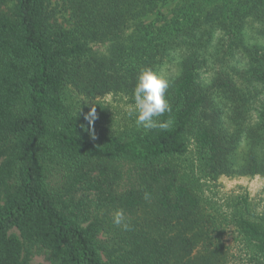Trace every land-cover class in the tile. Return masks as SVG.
<instances>
[{"label":"trees","instance_id":"1","mask_svg":"<svg viewBox=\"0 0 264 264\" xmlns=\"http://www.w3.org/2000/svg\"><path fill=\"white\" fill-rule=\"evenodd\" d=\"M0 1V264H264V184L221 181L264 179V0ZM162 66L173 124L145 131ZM91 204L131 230L104 243Z\"/></svg>","mask_w":264,"mask_h":264},{"label":"clouds","instance_id":"2","mask_svg":"<svg viewBox=\"0 0 264 264\" xmlns=\"http://www.w3.org/2000/svg\"><path fill=\"white\" fill-rule=\"evenodd\" d=\"M170 81L165 68L154 70L152 68H144L137 76V81L132 93L133 106L129 115L135 116L137 127L143 128L145 131H150L159 128L162 131H167L173 121L171 118L160 121L158 118L165 113L172 112V106L166 98V91L169 88ZM96 118L95 107L85 114L84 119L89 125ZM83 127V126H82ZM144 199H150V193H144ZM114 226L125 231L131 230V225L126 219L123 209H117L112 216Z\"/></svg>","mask_w":264,"mask_h":264},{"label":"rangeland","instance_id":"3","mask_svg":"<svg viewBox=\"0 0 264 264\" xmlns=\"http://www.w3.org/2000/svg\"><path fill=\"white\" fill-rule=\"evenodd\" d=\"M7 7H9V3H1L0 1V9H6ZM118 115H121V113H118ZM221 181L226 185L227 188L234 187L237 184L246 185L252 193H255L264 184V179L259 176L253 179L248 177L233 179L229 177H222ZM115 211V209L109 208L98 210L96 209V206L94 204H91L90 213H92L93 215H98L104 223V230L101 233V240L107 244L110 242V238L118 232V227L114 226L112 223V216L114 215ZM31 252L32 264H54L49 250L39 245H34L32 246ZM103 258L106 261H109V257L106 251L103 252Z\"/></svg>","mask_w":264,"mask_h":264}]
</instances>
